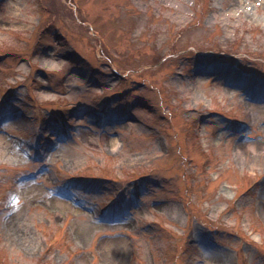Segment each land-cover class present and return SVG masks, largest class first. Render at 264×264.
I'll list each match as a JSON object with an SVG mask.
<instances>
[{"label":"rangeland","instance_id":"374dc122","mask_svg":"<svg viewBox=\"0 0 264 264\" xmlns=\"http://www.w3.org/2000/svg\"><path fill=\"white\" fill-rule=\"evenodd\" d=\"M0 264H264V0H0Z\"/></svg>","mask_w":264,"mask_h":264}]
</instances>
